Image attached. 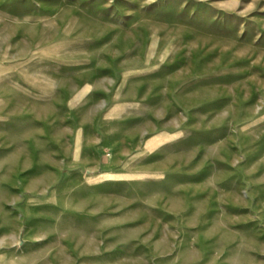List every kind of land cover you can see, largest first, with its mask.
<instances>
[{"label":"rangeland","instance_id":"obj_1","mask_svg":"<svg viewBox=\"0 0 264 264\" xmlns=\"http://www.w3.org/2000/svg\"><path fill=\"white\" fill-rule=\"evenodd\" d=\"M263 84L264 0H0V264H264Z\"/></svg>","mask_w":264,"mask_h":264},{"label":"crops","instance_id":"obj_2","mask_svg":"<svg viewBox=\"0 0 264 264\" xmlns=\"http://www.w3.org/2000/svg\"><path fill=\"white\" fill-rule=\"evenodd\" d=\"M248 64H250L252 67H251V70L254 71L255 70V67L254 65L252 64V62H247ZM237 67L239 68V64L237 65ZM232 68H235V65H233ZM247 69H249V66L247 65ZM239 71L243 72L244 70L241 68V69H238ZM240 74V72L238 73V75ZM248 77H249V74H248ZM247 77V78H248ZM263 90H264V84H263ZM256 90H258L253 84H248L247 85V89L245 91V93L247 94H254L256 92ZM249 98V97H248ZM247 99V98H246ZM254 102H255V98L254 97H250V102L248 103L247 107L245 108L246 109V116L243 117L242 121L245 120V122H249L250 120H256L258 118H260L261 116L264 117V102L263 104L261 105H258V107H253L252 108V111L251 109H249L250 107H252L254 105ZM248 124V123H247Z\"/></svg>","mask_w":264,"mask_h":264}]
</instances>
